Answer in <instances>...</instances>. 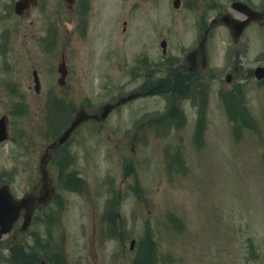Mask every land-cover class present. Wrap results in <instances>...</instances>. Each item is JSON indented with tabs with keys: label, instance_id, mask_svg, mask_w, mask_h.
<instances>
[{
	"label": "rangeland",
	"instance_id": "rangeland-1",
	"mask_svg": "<svg viewBox=\"0 0 264 264\" xmlns=\"http://www.w3.org/2000/svg\"><path fill=\"white\" fill-rule=\"evenodd\" d=\"M60 1L57 14L51 4L44 9L39 55L33 45V55L25 54L20 21H0V30L13 29L5 57L10 66L0 67V116L7 114L11 130L0 144V185L10 183L18 196L40 186L49 127L66 118L64 105L47 106L50 93L58 91L77 110L100 112L105 103L141 91L150 77L148 87L171 79L175 68L160 62L173 57L177 65L182 49L197 45L199 18L209 22L228 10L243 17L231 8L234 0H195L193 9L189 0L178 9L173 0H149L138 10L134 0H88L80 31L77 16ZM246 1L256 9L264 3ZM212 43L197 84L174 82L76 131L72 148L83 188L71 181L58 185L62 168L53 165L59 203L37 210L25 233L21 216L0 240V264H37L25 260L32 251L49 264H264V80L254 74L264 65V26L252 23L236 45L220 24ZM63 47L72 73L62 86L57 66ZM137 55L146 56L139 69ZM31 65L39 67L41 93ZM237 96L252 125L230 117L227 103Z\"/></svg>",
	"mask_w": 264,
	"mask_h": 264
},
{
	"label": "flooded vegetation",
	"instance_id": "flooded-vegetation-1",
	"mask_svg": "<svg viewBox=\"0 0 264 264\" xmlns=\"http://www.w3.org/2000/svg\"><path fill=\"white\" fill-rule=\"evenodd\" d=\"M18 1L19 0H8L4 3L0 2V5L3 4L2 7H0V9L1 8L3 9L2 11H0V21L4 22V20H10V19H15L17 21H20L21 26L19 27V30L23 36L22 44L25 47L24 48L25 54H27L26 52H28V55H27L28 57L33 55V54H31V52L29 50L30 45H33L35 47V52L39 55L40 53H42V47L44 44V38L39 31V29L44 27V26H42V24H44V20H45L44 9L46 8V5L51 4L50 5L51 9L56 10V14H57L58 7H59L61 1L60 0H27L24 3L23 9H21L20 11H18L16 8ZM134 2H140V3L146 2L147 3V2H149V0H134L133 4H134ZM78 4H79V11L76 9V6ZM181 4H183V0H181ZM89 5L90 4H89L88 0H75L74 4L72 5L71 8H69V10L73 14H75L77 17L83 18L84 14H85L84 10L86 7L88 8ZM68 6L69 5L67 3V7ZM231 8H232V6H231ZM227 12L228 11L218 12L215 16L210 18L209 22L207 20H204V18H201V20L204 21L203 23L205 25L204 31H203L201 36L198 35L196 37L197 45L195 47H193L189 50L185 49L186 51H185L184 58L180 62L179 72H183L184 75H188V76H187L186 80H184L180 83H184V84L195 83V84H197L200 81V77L208 68V57L211 54V51L213 50L212 49V45H213L212 40H213V37L215 35V28L218 25L222 24V23H216L214 25H211L212 24L211 21L213 20V18L219 16L221 13L224 14ZM237 12H239V11H237ZM122 13H123V10L121 12L120 11L118 12L119 15H121ZM56 14H55V16H56ZM125 15H126V13L124 12L123 16H125ZM123 23H124L123 32H125L127 29L126 25H127L128 21L125 20ZM53 26H54V34H53V40H54V36H56L55 32L58 31L59 24L57 26V24L55 23V25H53ZM76 28H77V25H76ZM2 30H0V32H1L0 33V62L1 63L3 62L2 63L3 66H0V67L4 68V69H8L10 65L8 64V60L5 57L7 55H9L10 52L12 51V35H13L12 32H13V29L9 28L8 30L3 31V32H2ZM17 31H18V28H17ZM191 52H194V53L191 54L192 55L191 57H188V55ZM3 58H5L4 61H3ZM204 58H207L206 62H205ZM62 62L65 64L64 70H65V73L67 72V75L65 78L63 77L61 79V82L63 80L64 83L67 84L68 80L70 79L72 72H71L70 61L68 59V53H67L65 47H63L61 50V58L59 60L57 69H59L60 63H62ZM31 67H32V65H31ZM32 72H33V76H34V73L39 75V73H38L39 67H37V66L32 67ZM150 83H151V81L149 79L147 81H144L140 87H142L143 85H149ZM29 87H31V85H29ZM41 91H42V88L40 89V91H36V92L41 93ZM140 92L143 94L147 93V92H143V91H140ZM57 93H58V91H56V93H55V100L54 101L55 102L58 101V103H60L59 102L60 99H62V98L65 99V103L69 105V107H68L69 110H67L64 113V116L68 120H70V118L73 114L74 107L71 104L70 100H68L64 96L58 95ZM70 142H71V139L67 143H65L63 145H57L55 147L56 149H54L53 157L49 161L48 166L51 167L54 164H58V165H62L64 168H71L72 167L73 155L75 156V153H74L75 149L74 148L71 149L72 145H70Z\"/></svg>",
	"mask_w": 264,
	"mask_h": 264
},
{
	"label": "water",
	"instance_id": "water-1",
	"mask_svg": "<svg viewBox=\"0 0 264 264\" xmlns=\"http://www.w3.org/2000/svg\"><path fill=\"white\" fill-rule=\"evenodd\" d=\"M177 1L178 0H176L175 3H177ZM23 2H25V0H22L19 5ZM234 7L243 11L248 16V18H246L245 20H239L237 18H234L230 14H225L221 19L230 27L233 37L236 39V41H238L242 35L243 30L252 22V20H264V12L253 10L249 5L243 2H235ZM163 44L165 45V42H163ZM255 72L256 76L259 79H262L264 77V67H258ZM135 96L136 94H131L126 98H122L116 104H106L103 107L100 115L88 113L86 110H80L71 122L70 126L60 136L58 141L64 142L65 140H67L70 134L84 121L94 118H105L116 105H119L128 99H132ZM6 137V120L5 118H1L0 141L2 139H5ZM47 159L48 154L43 156L40 167L43 182V190L40 196H36L33 193H27L24 197L17 198L12 193L8 185H4L0 188V238L4 233L9 232L12 229L14 223L18 220L23 209H26L23 229L27 228L32 218L36 203H48L54 195V188H49L48 183L49 175L46 169ZM42 264H45V261H43Z\"/></svg>",
	"mask_w": 264,
	"mask_h": 264
},
{
	"label": "trees",
	"instance_id": "trees-1",
	"mask_svg": "<svg viewBox=\"0 0 264 264\" xmlns=\"http://www.w3.org/2000/svg\"><path fill=\"white\" fill-rule=\"evenodd\" d=\"M243 100L242 96H237V98H234L232 101H228L227 103V109L230 117L232 119H238L240 118L245 124L252 125L251 117L249 116V113L247 109H244L242 107L241 101ZM25 260L29 259L31 261H35L37 258V252L32 251V253H29L24 256Z\"/></svg>",
	"mask_w": 264,
	"mask_h": 264
}]
</instances>
